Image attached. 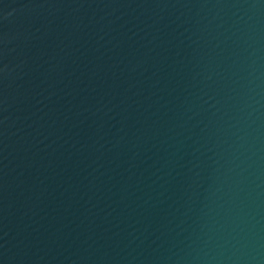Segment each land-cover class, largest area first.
<instances>
[{
  "label": "water",
  "instance_id": "obj_1",
  "mask_svg": "<svg viewBox=\"0 0 264 264\" xmlns=\"http://www.w3.org/2000/svg\"><path fill=\"white\" fill-rule=\"evenodd\" d=\"M0 264H264V0H0Z\"/></svg>",
  "mask_w": 264,
  "mask_h": 264
}]
</instances>
